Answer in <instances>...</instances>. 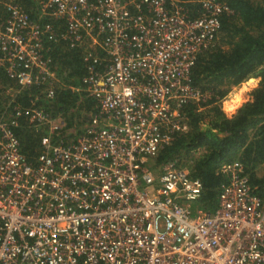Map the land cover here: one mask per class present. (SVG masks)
<instances>
[{
	"label": "built area",
	"instance_id": "built-area-1",
	"mask_svg": "<svg viewBox=\"0 0 264 264\" xmlns=\"http://www.w3.org/2000/svg\"><path fill=\"white\" fill-rule=\"evenodd\" d=\"M32 1V16L16 0L0 10V68L34 90L0 117V264H264V202L237 159L220 168L212 210L186 166L154 159L186 130L184 106L207 98L190 69L227 4ZM60 44L80 50L69 88L92 102L78 126L37 104L55 97ZM20 119L42 131L32 162Z\"/></svg>",
	"mask_w": 264,
	"mask_h": 264
},
{
	"label": "trees",
	"instance_id": "trees-1",
	"mask_svg": "<svg viewBox=\"0 0 264 264\" xmlns=\"http://www.w3.org/2000/svg\"><path fill=\"white\" fill-rule=\"evenodd\" d=\"M0 0V10L1 2ZM33 15L32 0H16ZM230 13L221 15L220 26L212 47L197 55L190 69L191 84L207 94L204 101L188 102L184 108L186 130L176 133L172 140L155 155L157 163L176 159L202 185L198 204L205 210L216 206L218 186L224 181L220 168L237 159L245 169L254 193L264 202V176L256 173L264 166V0H221ZM59 83L55 97L47 103L40 98L37 104L51 114L60 113L67 127L80 125L86 118L80 111L90 112L92 102L69 86L79 83L84 73L80 50L60 44L54 50ZM249 77L258 78L251 90V101L235 114L226 116L220 100L230 86ZM13 92L8 97L6 89ZM34 90H19L16 83L0 68V117L10 112L15 103L28 105ZM20 151L27 161H34L39 152L42 131L28 127L23 119L13 127Z\"/></svg>",
	"mask_w": 264,
	"mask_h": 264
},
{
	"label": "rangeland",
	"instance_id": "rangeland-1",
	"mask_svg": "<svg viewBox=\"0 0 264 264\" xmlns=\"http://www.w3.org/2000/svg\"><path fill=\"white\" fill-rule=\"evenodd\" d=\"M248 80H252V81H258L257 77H249L246 80H244L243 82L239 83L238 85H234V86H230L225 94V96L220 100V108L222 110V112L226 115V116H231L227 115L226 113H229V109L232 108L233 106V99H234V93L242 86L243 83L247 82ZM251 92V91H250ZM5 93L8 95V97L13 96V92L8 88L5 90ZM248 95V94H246ZM79 115L85 116L84 112L81 113V111L79 112ZM185 158H181V165L185 166L186 164L185 162ZM258 176H264V166H260L257 171H256Z\"/></svg>",
	"mask_w": 264,
	"mask_h": 264
},
{
	"label": "clouds",
	"instance_id": "clouds-1",
	"mask_svg": "<svg viewBox=\"0 0 264 264\" xmlns=\"http://www.w3.org/2000/svg\"><path fill=\"white\" fill-rule=\"evenodd\" d=\"M258 86V81L248 80L234 93L233 106L228 111L230 114H235L244 104L251 101L250 91ZM248 94V95H246Z\"/></svg>",
	"mask_w": 264,
	"mask_h": 264
},
{
	"label": "crops",
	"instance_id": "crops-1",
	"mask_svg": "<svg viewBox=\"0 0 264 264\" xmlns=\"http://www.w3.org/2000/svg\"><path fill=\"white\" fill-rule=\"evenodd\" d=\"M227 115H230V113H226Z\"/></svg>",
	"mask_w": 264,
	"mask_h": 264
}]
</instances>
